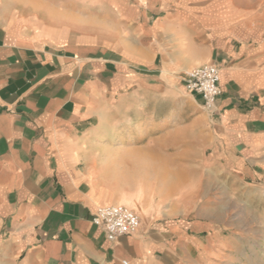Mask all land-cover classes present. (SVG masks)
<instances>
[{"label": "crops", "instance_id": "obj_1", "mask_svg": "<svg viewBox=\"0 0 264 264\" xmlns=\"http://www.w3.org/2000/svg\"><path fill=\"white\" fill-rule=\"evenodd\" d=\"M257 14L243 0H0V264H242L237 217L264 205ZM204 65L220 70L213 113L172 94ZM195 105L208 120L183 132L205 173L202 198L196 181L165 187L180 169L166 121ZM117 113L123 139L107 147L121 155L105 164L86 145ZM117 204L141 224L112 243L92 220Z\"/></svg>", "mask_w": 264, "mask_h": 264}, {"label": "rangeland", "instance_id": "obj_2", "mask_svg": "<svg viewBox=\"0 0 264 264\" xmlns=\"http://www.w3.org/2000/svg\"><path fill=\"white\" fill-rule=\"evenodd\" d=\"M243 2L246 5H250L251 9L258 12L257 20H259V26L264 28V0H243ZM56 15L60 16L58 14ZM52 18L56 22H64L66 20H69V19H61L59 17H55L54 15H52ZM33 27H35L36 29L38 28L42 29V18L36 21ZM196 68H199V67H196ZM194 69H191V70H194ZM187 72L179 75L178 83L177 84L174 83L176 84L175 85L176 91H174L172 94H179L182 96L194 95L186 89L185 78H186ZM134 94L137 95L138 93L137 91L133 89L125 90L124 92H121V95H134ZM162 94H169V93H166V91H164ZM195 106H196V109L193 112H190L189 110H186V109L184 110L179 109L180 110L179 115L177 116L176 119L166 121V125L169 129L173 128L174 132H178V134L175 137V139L178 140L177 142L179 144L178 155L176 158L173 159L174 161L173 163H178L180 166V169H179V174H178L179 175L178 181L176 183L175 182L171 184L168 183L165 185V187L168 191L174 190L176 192L178 191V193L180 194L181 191H183L185 187H187V185L191 183V181H196L197 183H194V186L198 188L199 196L200 198H202L203 189H204V184L202 183V180L205 176V173L203 172V169L201 167H198L199 158H198L197 152L192 153L190 151L185 150L186 149L185 144H187L188 142V139L186 136H189V134L186 135L183 132L188 127V124L193 121V119L196 120L199 118L203 122H206L208 120L206 112L203 110V108L198 107L197 105ZM114 107H117V106H114ZM167 107L169 108L170 105H168ZM215 107L210 113L214 112ZM118 110L119 109H115V111H118ZM160 114L162 113L158 112L156 115V118L164 117ZM111 116L109 119H107L106 122L102 124V126H99L100 129H99L98 135L96 136L93 135L91 138H89V141L86 145V150H85L86 155L92 156V155L97 154L100 159H104L105 164L112 163V161L117 162V159H119L121 155V153H116L111 150H108L110 148H108L107 145L121 143L123 138L119 134L122 133L123 128H124V123L126 121V119H120L118 121L112 120L114 117L122 118L123 115L121 113H117L116 115H111ZM175 117L176 116L174 115L173 118ZM132 122L135 123V121H132ZM201 123L202 122L196 124L195 127L197 128L200 125L202 126ZM165 130L166 129L164 128L161 132H164ZM159 138H160L159 136L148 137V142H154L156 139H159ZM100 144H104V145L101 146ZM173 171L174 169L165 168L164 175L166 173L169 174ZM212 196H213V193H212ZM213 199L214 198L212 197V200ZM245 202L247 201L244 200V203ZM117 205L125 206L123 204H117ZM117 205H114V206H117ZM237 218L240 219L243 223V226H244L243 227V230H244L243 237L246 239L244 242L246 246L244 247V255L242 258V264H264V205L261 202H252L251 204H248L247 206L243 208L241 215L238 216ZM227 230L229 232L231 231L229 230V228Z\"/></svg>", "mask_w": 264, "mask_h": 264}, {"label": "built area", "instance_id": "obj_3", "mask_svg": "<svg viewBox=\"0 0 264 264\" xmlns=\"http://www.w3.org/2000/svg\"><path fill=\"white\" fill-rule=\"evenodd\" d=\"M220 70L214 65H205L186 73V89L201 98L203 108L211 112L222 91ZM93 224L101 228L109 242L132 235L140 228V217L126 206H106L97 209Z\"/></svg>", "mask_w": 264, "mask_h": 264}, {"label": "bare ground", "instance_id": "obj_4", "mask_svg": "<svg viewBox=\"0 0 264 264\" xmlns=\"http://www.w3.org/2000/svg\"><path fill=\"white\" fill-rule=\"evenodd\" d=\"M30 4V3H29ZM55 17H59V18H61V19H68L69 17H68V15H62V16H57L56 14L54 15ZM89 19H91V18H89ZM88 21V20H87ZM91 21H92V19H91ZM81 22V21H80ZM80 22L78 23V24H80ZM76 23V22H75ZM86 23V22H85ZM93 23V22H92ZM94 24V23H93ZM83 25V24H82ZM87 25H89V24H87ZM137 155V154H136ZM142 170V169H141Z\"/></svg>", "mask_w": 264, "mask_h": 264}]
</instances>
